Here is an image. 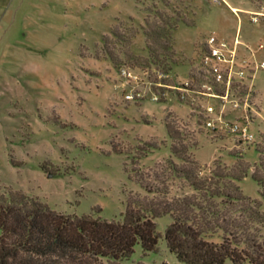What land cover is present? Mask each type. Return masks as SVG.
Returning <instances> with one entry per match:
<instances>
[{"label":"rangeland","instance_id":"rangeland-1","mask_svg":"<svg viewBox=\"0 0 264 264\" xmlns=\"http://www.w3.org/2000/svg\"><path fill=\"white\" fill-rule=\"evenodd\" d=\"M177 13L186 23L172 32L170 59L157 62L145 36L148 24L161 23L158 15L175 20ZM210 34L226 40L239 35L264 58V0H0V192L20 191L67 215L121 221L130 193L145 194L132 170L172 155L165 126L170 117L197 144L191 152L202 175L215 162L231 168L241 157L250 171L238 184L245 196L261 200L252 172L257 147L264 145V72L249 113L252 142L228 129L209 131L195 107L177 100L175 88L159 102L144 84L141 100L125 98L131 88L120 66L145 83L148 75L157 76L161 62L168 63L166 82L177 87L199 70L198 55ZM184 186L176 181L170 195ZM155 221L157 251L145 253L138 244L120 264H179L165 240L171 218Z\"/></svg>","mask_w":264,"mask_h":264},{"label":"trees","instance_id":"trees-1","mask_svg":"<svg viewBox=\"0 0 264 264\" xmlns=\"http://www.w3.org/2000/svg\"><path fill=\"white\" fill-rule=\"evenodd\" d=\"M157 17L161 23L148 24L145 36L158 62L160 56L170 59L172 32L186 21L178 13L175 20ZM112 35L119 37L116 29ZM160 65L169 69L168 63ZM168 118L172 155L152 168L132 170L145 194L130 193L121 221L67 215L20 191L0 192V264H120L138 244L145 253L157 251L161 235L155 220L164 216L171 218L167 248L179 264H264V145L257 147L259 163L252 172L261 200L252 199L238 184L250 171L241 157L231 168L215 162L202 175L191 152L197 144ZM176 181L185 186L171 196Z\"/></svg>","mask_w":264,"mask_h":264},{"label":"built area","instance_id":"built-area-1","mask_svg":"<svg viewBox=\"0 0 264 264\" xmlns=\"http://www.w3.org/2000/svg\"><path fill=\"white\" fill-rule=\"evenodd\" d=\"M245 46L243 51L241 46ZM264 45L259 46L263 50ZM249 49L239 35L232 40L221 39L214 34L205 38L200 49L197 73L179 81L177 87L166 81L170 70L161 68L156 77L148 75L141 82L135 70L126 65L119 68V75L125 85L131 88L125 98L138 101L143 98L141 87H148L153 101L166 98L168 89L175 88L177 100L185 103L205 117L204 126L212 133L228 129L243 142H252L253 121L249 117L256 92L257 80L264 72V58ZM195 68V67H194ZM179 79V75H177ZM144 84V85H142ZM231 112H240L230 119Z\"/></svg>","mask_w":264,"mask_h":264}]
</instances>
